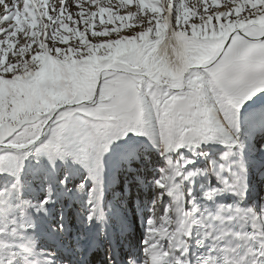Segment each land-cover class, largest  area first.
Here are the masks:
<instances>
[{
	"label": "snow or ice",
	"instance_id": "snow-or-ice-1",
	"mask_svg": "<svg viewBox=\"0 0 264 264\" xmlns=\"http://www.w3.org/2000/svg\"><path fill=\"white\" fill-rule=\"evenodd\" d=\"M12 12L13 6L5 9L0 22L13 19ZM10 31L5 29L0 37ZM261 97L264 88L235 106L224 98L221 108L209 92L204 112L195 107L184 112L166 111L146 97L142 113L116 124L72 117L55 126L49 121L38 134L25 136L21 126L0 135V239L11 242L15 257L11 264H91L101 241L108 248L103 264H117L113 249L117 232L122 235L129 227V211L140 214L144 237L142 257H129L126 264H145L150 257L144 249L150 243L149 229L154 227L150 221L155 218L158 201L161 216L171 215V208L182 205V211L193 218L207 217L205 223L229 226L227 218L223 223L213 219L217 211L224 209L222 215L227 216L237 209L251 208L243 203L248 198L250 177L257 173V179L264 183V156L259 161L253 159L255 154H264V105L248 112L250 102ZM246 120L250 124L247 129ZM149 144L162 161L159 174L151 180L134 167L144 168L142 157L151 164ZM114 156H118L119 170L109 179V161ZM123 170L124 187L120 192L111 191L109 198ZM128 172L133 173L131 178ZM240 176L246 185L243 193L232 190L234 179ZM141 189L145 198L150 195L147 215ZM251 210L258 219L264 216V202ZM246 230L253 234L259 231L253 224L246 225ZM231 240L228 233L206 245L205 254L215 257L207 264H223L221 252ZM164 244L166 258L161 257L158 264H175L166 240ZM253 247L256 264H264V247ZM17 251L26 255L18 256ZM175 256L184 259L190 250L177 249ZM196 259L199 264L204 256Z\"/></svg>",
	"mask_w": 264,
	"mask_h": 264
},
{
	"label": "rangeland",
	"instance_id": "rangeland-1",
	"mask_svg": "<svg viewBox=\"0 0 264 264\" xmlns=\"http://www.w3.org/2000/svg\"><path fill=\"white\" fill-rule=\"evenodd\" d=\"M9 6H13L10 13L13 19L0 22V32L12 29L0 37V76L7 81L13 94L8 101L0 95V135L9 134L21 126L25 136L38 134L56 108L92 98L94 92L71 71L73 65L89 76L107 66L130 67L178 86L185 71L214 54L234 30L264 24V0H0V14ZM52 48L60 52L57 61L47 59ZM254 48L249 44L239 53L244 58V65L240 64L225 80L232 88L220 86L209 73L198 69L188 74L187 88L183 93L157 87L147 79L118 73L102 82L95 105L62 110L52 121L53 125L72 117L116 124L132 114L142 113L146 97L155 107L177 112L183 108L191 111L193 107L197 112H204L202 109L204 104L207 105L209 92L221 108L224 98L229 104L238 105L264 88V70H261L263 75L252 72L240 78L247 69L246 59L254 57ZM66 50L70 52L67 57ZM237 84L240 86H233ZM262 105L264 97L254 99L248 106L249 114ZM245 127H250L247 120ZM141 141L147 143L143 138ZM148 147L151 164L144 162L142 157L144 168L134 167L151 180L159 174L162 161L150 144ZM262 156L264 154L258 153L253 159L259 161ZM118 170L119 159L114 156L109 161V179ZM125 171H119L120 181L112 186L109 198L111 191H122ZM127 175L131 178L133 173ZM257 175L253 173L250 177L254 197L251 198L256 207L264 202V183L257 179ZM147 191L151 194L150 184ZM133 193H137L135 187ZM139 195L147 215L150 195L145 198L143 189ZM128 216L126 232L122 235L117 232L125 264L129 257L137 260L142 257L144 237L140 214L133 215L129 211ZM260 219L264 223V216ZM171 222V215H160L158 201L155 218L150 221L154 225L149 229L150 243L144 249L150 257L145 264L151 260L154 249L165 247V240L169 243L173 232ZM107 254L108 248L101 241L91 257V264H102ZM17 255L23 257L26 253L17 251ZM14 258L10 240L0 239V264H11Z\"/></svg>",
	"mask_w": 264,
	"mask_h": 264
},
{
	"label": "bare ground",
	"instance_id": "bare-ground-1",
	"mask_svg": "<svg viewBox=\"0 0 264 264\" xmlns=\"http://www.w3.org/2000/svg\"><path fill=\"white\" fill-rule=\"evenodd\" d=\"M170 28H171V26H170ZM243 31L244 32L242 34H234L231 37V39L227 42L226 49L223 51L224 53H222L223 56H221L219 59H217V62L212 61L210 64L206 65L205 70H200V72L203 71L205 73H209L212 77H214V79H216L221 84L220 86H222V87L224 86V87L232 88V85L230 84V82H227L225 80H228L227 76L230 75L231 73H233L235 71V69L237 67H239L240 64L244 65V58L240 57L239 53L241 52V50L244 47H246L249 44H251L255 47L254 49H255L256 53L253 50H251L252 52H254L253 53L254 57L246 59L247 60V69L245 68V71L242 72V74L240 75V78L241 77L245 78L248 76V74H250L252 72L258 73V72H261V70H264V39L259 41V42L254 41L255 39L261 38V36L264 32V25L249 26V27H246ZM225 40H223L221 42L220 46L217 49L218 51L222 50L221 45ZM59 53L60 52L57 49H54V48H52L51 50L49 49V54L47 56V59L49 61H57L59 59ZM69 53H70L69 50H66L65 56L67 57ZM223 68H225L226 70L224 69L225 71L221 73V70ZM112 69H113L112 71L103 75L104 79L101 81V84L105 79H107V78H109L115 74H118V72H115L117 69H119L120 71L123 70L121 72H124V73H127V72L132 73V75L127 74V75L131 76L132 78H140L137 76V74H139V73L151 77V75L148 72H143V71L137 70L135 68L120 66L117 68L113 67ZM71 71L76 75V77H78L80 80H82L93 92H95L96 87H97L99 80H100L99 72L94 76H89L83 70H81L80 68H78L74 65L71 66ZM260 74H262V72L259 73V75ZM252 76H253V74H252ZM142 79H146V78H142ZM153 79L155 81H160L159 79H156V78H153ZM242 82H244V80ZM169 84H170L171 88H173V89H179L180 90L182 88V80H181L180 85H178V86L173 85L171 83H169ZM238 85L240 86V84L233 85V86L237 87ZM155 86H157V85H155ZM225 90H226V88H225ZM170 91H172V90H170ZM12 94H13V90L11 89L10 86H8L7 81H5V79L2 76H0V95H1V97L4 98L5 101L6 100L8 101L11 99ZM206 109H207V105L204 104L202 110L205 111ZM184 111H185L184 108L182 111L180 110V112H184ZM237 179L238 178L234 179L233 185L235 184ZM259 186H261V185H259ZM245 187H246V185H245V183H243L242 188L244 190H245ZM249 193H250V195L253 194V192H251L250 188H249ZM253 198H250L249 201L250 202L252 201V204L255 207V201L253 200ZM171 213H172L171 214V217H172L171 223L173 225V232H172V236H170L171 239L169 240V243L167 244V252L172 253L173 256L175 257V262L178 263V259L180 257L175 256V250H177V249L184 250V242L185 241L182 240V237H186L188 234V230L190 229V225H191V218H190V213L182 211V205H180L179 208H177V207L171 208ZM244 213H245V210H244ZM255 216L257 218V215H254V218H255ZM255 221H256V219H255ZM257 221H256L257 222V229H259V227H260L259 231L257 232V235H258L259 240L261 242V247H264V223L260 222L261 221L260 218L259 219L257 218ZM185 243L186 244H190V243L193 244V241L187 240V242H185ZM164 249H165V247L154 249L152 258L148 264H158V260L161 257L166 258ZM113 254L115 256L117 264H125V260L123 258V255H120L119 251L116 252L115 248H114ZM91 260L92 259L90 258V261ZM103 261H102V264H103Z\"/></svg>",
	"mask_w": 264,
	"mask_h": 264
},
{
	"label": "water",
	"instance_id": "water-1",
	"mask_svg": "<svg viewBox=\"0 0 264 264\" xmlns=\"http://www.w3.org/2000/svg\"><path fill=\"white\" fill-rule=\"evenodd\" d=\"M264 25V24H263ZM244 29H237V30H234L228 37V39H226L223 43H222V50L221 51H215L214 54H212L209 58L203 60L198 66H194V67H189L183 77H182V88L179 90V89H176L177 91L175 92H178V93H183L185 91V89L187 88V76L188 74L190 73L191 70L193 69H198V70H205L206 68V65L207 64H210L212 61L214 62H217V59H219L221 56H223L222 53H224L223 51L226 49L225 45L227 44V42L230 40V38L234 35V34H242L244 31ZM264 39V32L261 36V38H258V39H255L254 41L255 42H259L261 40ZM113 67H110V66H107L105 68H103L102 70L99 71V75H100V80H99V83L96 87V90L92 96V98H90L89 100H86V101H82L80 103H76V104H67V105H63V106H60L58 108H56V110L54 111L52 117L45 123V125L48 124L49 121H53L56 117V115L62 111V110H65L67 108H75L76 106H80V105H95L98 101V98H99V91H100V87H101V81L104 79L103 75H105L106 73L112 71ZM117 68V67H116ZM123 71V70H121ZM119 69H117L115 72H118V73H124V72H121ZM126 72V71H125ZM125 74H131L132 73H125ZM138 77L140 78H146L147 80H149L150 82H153L155 85H157L158 87H166L168 90H172L173 91V88H171L170 84L168 82H165V81H155L152 77L150 76H147V75H144V74H137ZM44 125V126H45ZM43 129V128H42Z\"/></svg>",
	"mask_w": 264,
	"mask_h": 264
}]
</instances>
